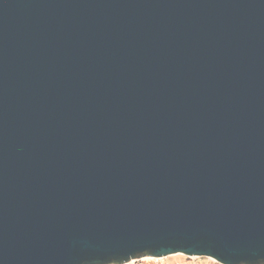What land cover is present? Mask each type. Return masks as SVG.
Masks as SVG:
<instances>
[{"label": "water", "instance_id": "95a60500", "mask_svg": "<svg viewBox=\"0 0 264 264\" xmlns=\"http://www.w3.org/2000/svg\"><path fill=\"white\" fill-rule=\"evenodd\" d=\"M264 264V0H0V264Z\"/></svg>", "mask_w": 264, "mask_h": 264}, {"label": "rangeland", "instance_id": "374dc122", "mask_svg": "<svg viewBox=\"0 0 264 264\" xmlns=\"http://www.w3.org/2000/svg\"><path fill=\"white\" fill-rule=\"evenodd\" d=\"M152 256H142L136 259H132L125 264H143L150 263L153 261ZM157 258V257H154ZM163 264H221L217 260L208 257H191L184 254H175L167 257H162L157 259Z\"/></svg>", "mask_w": 264, "mask_h": 264}, {"label": "built area", "instance_id": "2783aa9c", "mask_svg": "<svg viewBox=\"0 0 264 264\" xmlns=\"http://www.w3.org/2000/svg\"><path fill=\"white\" fill-rule=\"evenodd\" d=\"M151 259H153L152 262H150V263H143V264H163V263H161V262H159V261L157 260L158 258H154V257H152Z\"/></svg>", "mask_w": 264, "mask_h": 264}, {"label": "bare ground", "instance_id": "6f19581e", "mask_svg": "<svg viewBox=\"0 0 264 264\" xmlns=\"http://www.w3.org/2000/svg\"><path fill=\"white\" fill-rule=\"evenodd\" d=\"M214 260V259H213Z\"/></svg>", "mask_w": 264, "mask_h": 264}]
</instances>
